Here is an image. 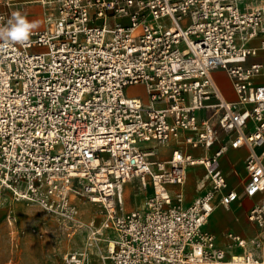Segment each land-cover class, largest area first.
Here are the masks:
<instances>
[{
	"label": "built area",
	"instance_id": "2783aa9c",
	"mask_svg": "<svg viewBox=\"0 0 264 264\" xmlns=\"http://www.w3.org/2000/svg\"><path fill=\"white\" fill-rule=\"evenodd\" d=\"M37 1L44 26L24 43L0 40V186L54 216L70 240L83 234L64 264H264V84L255 81L264 67L247 65L249 44L264 36V1ZM6 7L0 27L14 13ZM135 85L143 99L126 94ZM223 132L234 133L229 147L249 150L241 192L222 168ZM197 166L205 183L186 205ZM131 179L152 193L128 211ZM256 196L247 218L258 233L228 232L220 246L211 216ZM86 203L97 209L83 221Z\"/></svg>",
	"mask_w": 264,
	"mask_h": 264
},
{
	"label": "rangeland",
	"instance_id": "374dc122",
	"mask_svg": "<svg viewBox=\"0 0 264 264\" xmlns=\"http://www.w3.org/2000/svg\"><path fill=\"white\" fill-rule=\"evenodd\" d=\"M7 2L16 3L4 0L0 2L1 8H7ZM29 21H36L39 26L40 16L37 12L30 14ZM219 77L224 81L222 76ZM126 94L142 99L146 96L144 88L137 85L128 88ZM167 148L162 147L160 154H166ZM124 189L128 211L142 209L152 193L151 187L142 190L137 180L127 183ZM96 209L93 204L81 205L82 220L88 221ZM78 234L70 240L67 230L54 216L37 205L17 200L10 190L0 189V264H64L63 257L72 246L82 245L83 234Z\"/></svg>",
	"mask_w": 264,
	"mask_h": 264
},
{
	"label": "crops",
	"instance_id": "0c3cea01",
	"mask_svg": "<svg viewBox=\"0 0 264 264\" xmlns=\"http://www.w3.org/2000/svg\"><path fill=\"white\" fill-rule=\"evenodd\" d=\"M4 0H0L2 2ZM16 1L14 8L12 10L15 12H20L22 15L26 16L29 20L30 14H37L40 16V25L35 29H41L44 26L43 19V8L40 4L36 3L37 0H7ZM260 1V0H259ZM264 1V0H263ZM38 2V1H37ZM8 3V2H7ZM34 29V30H35ZM264 42V36H259L254 39L249 46L256 49L254 55L249 56L247 65L257 63L264 67V48L262 43ZM222 76L224 81L220 79ZM214 77L217 80L220 88L222 89L225 97L228 100L235 101L237 95L235 94L227 75L223 71H215ZM255 81L257 83L264 84V74H259L256 76ZM234 136L233 132H223L221 135V143L227 144L228 148L225 154L221 158L222 168L227 176L230 187L241 192L248 179V174L245 169V160L248 156L249 150L246 147L231 148L229 147L230 139ZM178 146V143L172 140L171 142L165 144L162 147H168L166 154H160V148L158 150V158L165 160L171 155L172 149ZM215 146L214 148H216ZM195 154H200L201 152H194ZM204 169L201 166L192 167L188 170L187 181L184 186L185 191V204H191V202L200 195L202 192L200 189L204 185ZM180 190L177 185L169 186V191L175 194ZM260 196H256L252 199H243L240 203H236L231 210H225L219 208L211 216L208 224V229L216 236L218 244L225 247L228 243L226 234L228 232L237 233L245 238L252 237L258 233L257 227L248 221L247 214L248 211L259 201ZM138 208V207H137ZM136 208V209H137ZM224 234V238L222 237ZM240 252V250H235ZM93 264H100L98 261L93 262Z\"/></svg>",
	"mask_w": 264,
	"mask_h": 264
},
{
	"label": "clouds",
	"instance_id": "9594fccd",
	"mask_svg": "<svg viewBox=\"0 0 264 264\" xmlns=\"http://www.w3.org/2000/svg\"><path fill=\"white\" fill-rule=\"evenodd\" d=\"M37 27L36 21H29L20 12H15L7 21V25L0 27V40L24 43L30 38L32 31Z\"/></svg>",
	"mask_w": 264,
	"mask_h": 264
},
{
	"label": "bare ground",
	"instance_id": "6f19581e",
	"mask_svg": "<svg viewBox=\"0 0 264 264\" xmlns=\"http://www.w3.org/2000/svg\"><path fill=\"white\" fill-rule=\"evenodd\" d=\"M36 2H37V1H36ZM7 4H9V5H14V4L10 3V2H8ZM133 181H134V180L131 179V180L127 181L126 184H127V183H130V182H133ZM126 184H125V185H126ZM125 185H124V186H125ZM0 189H2L1 186H0ZM14 197H15L17 200H21V199L17 198L15 195H14Z\"/></svg>",
	"mask_w": 264,
	"mask_h": 264
}]
</instances>
